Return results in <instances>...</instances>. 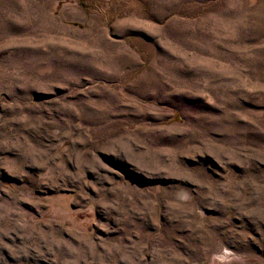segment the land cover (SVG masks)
<instances>
[{
  "label": "rangeland",
  "instance_id": "1",
  "mask_svg": "<svg viewBox=\"0 0 264 264\" xmlns=\"http://www.w3.org/2000/svg\"><path fill=\"white\" fill-rule=\"evenodd\" d=\"M0 264H264V0H0Z\"/></svg>",
  "mask_w": 264,
  "mask_h": 264
}]
</instances>
